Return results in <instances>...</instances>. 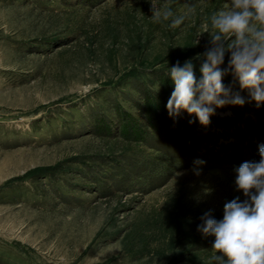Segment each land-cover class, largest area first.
I'll return each mask as SVG.
<instances>
[{
	"label": "rangeland",
	"instance_id": "rangeland-1",
	"mask_svg": "<svg viewBox=\"0 0 264 264\" xmlns=\"http://www.w3.org/2000/svg\"><path fill=\"white\" fill-rule=\"evenodd\" d=\"M160 2L194 11L172 28L150 0H0V264H214L197 226L246 199L234 169L260 159L264 103L228 72L243 106L170 117L169 68L229 0Z\"/></svg>",
	"mask_w": 264,
	"mask_h": 264
},
{
	"label": "clouds",
	"instance_id": "clouds-1",
	"mask_svg": "<svg viewBox=\"0 0 264 264\" xmlns=\"http://www.w3.org/2000/svg\"><path fill=\"white\" fill-rule=\"evenodd\" d=\"M150 4L153 22H170L172 28L181 26L194 11L189 6L177 16L169 3L150 0ZM210 24V46L183 66L177 61L169 68L174 90L166 104L170 117L187 112L204 126L210 124L216 108L246 102L239 92L233 93L224 85L228 72L238 80L241 90H248L258 107L264 103V0H229L210 16ZM226 53H230L228 66L221 68ZM194 60L202 61L199 79ZM259 157V161H245L234 169L235 184L246 199L236 197L226 202L220 220L214 218L212 210L200 217L197 231L215 238L211 245L216 253L214 264H264V145L259 146Z\"/></svg>",
	"mask_w": 264,
	"mask_h": 264
}]
</instances>
